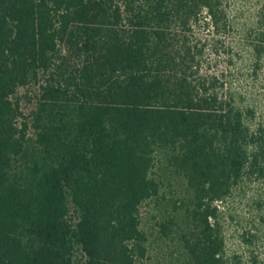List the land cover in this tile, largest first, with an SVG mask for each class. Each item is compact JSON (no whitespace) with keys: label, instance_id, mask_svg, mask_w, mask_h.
Wrapping results in <instances>:
<instances>
[{"label":"trees","instance_id":"trees-1","mask_svg":"<svg viewBox=\"0 0 264 264\" xmlns=\"http://www.w3.org/2000/svg\"><path fill=\"white\" fill-rule=\"evenodd\" d=\"M227 14L224 0H0V264H142L160 163L189 191L187 264L240 263L218 202L264 177V127L201 73L194 39Z\"/></svg>","mask_w":264,"mask_h":264},{"label":"rangeland","instance_id":"rangeland-1","mask_svg":"<svg viewBox=\"0 0 264 264\" xmlns=\"http://www.w3.org/2000/svg\"><path fill=\"white\" fill-rule=\"evenodd\" d=\"M224 6L225 29H194V39L205 43L201 73L216 75L236 106L251 111L246 121L264 127V0H224ZM157 173L163 181L160 195L141 207V228L147 235L142 264H187L180 236L189 191L184 179L164 163L157 165ZM218 209L229 262L264 264V177H245L218 202ZM170 220L174 224L164 231Z\"/></svg>","mask_w":264,"mask_h":264}]
</instances>
